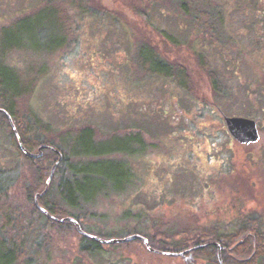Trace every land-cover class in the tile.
I'll return each instance as SVG.
<instances>
[{"label": "rangeland", "instance_id": "rangeland-1", "mask_svg": "<svg viewBox=\"0 0 264 264\" xmlns=\"http://www.w3.org/2000/svg\"><path fill=\"white\" fill-rule=\"evenodd\" d=\"M45 10L56 15L61 35L53 36L45 20L30 41L35 46L20 37L14 40L19 44L0 49V66L17 74L20 92L9 101L17 122L24 121L26 138L48 141L67 158L50 194L65 210L60 217H73L102 239L144 233L169 245L211 229L233 232L256 220L264 246V90L249 57L264 50V0H0V40L20 21L37 22ZM196 14L213 25H195ZM212 33L219 42L231 40L230 58L204 45ZM195 38L209 64L222 68L223 83L227 72L237 90L222 109L254 118L261 141L232 142L211 106H199L213 94L191 55ZM257 61L264 70V59ZM166 63L173 68L157 69ZM182 64L185 88L178 79ZM85 130L94 146L103 147L101 154L75 149ZM13 132L0 119V254L10 259L0 264H216L195 252L186 260L158 254L139 241L101 243V252L83 253L75 224L62 230L35 213L37 193L26 192L35 189L43 162L23 157ZM128 135L137 139L126 142ZM113 140V146L105 144ZM97 161L121 165L125 179L104 182L78 207L63 202L62 179L72 177L73 167Z\"/></svg>", "mask_w": 264, "mask_h": 264}, {"label": "trees", "instance_id": "trees-1", "mask_svg": "<svg viewBox=\"0 0 264 264\" xmlns=\"http://www.w3.org/2000/svg\"><path fill=\"white\" fill-rule=\"evenodd\" d=\"M45 12H42L37 18V22L36 20H34L33 24H31L30 20H23L20 21V23L17 24L15 27H11L9 31L4 35V37H2L0 40L1 51H3V49L7 45L13 44V41L16 40L17 38L19 39L20 37H24L23 39L26 38V40L32 46H35V44H32L30 42L33 37V34H35V32L37 31V28L41 27V29H43L44 26L43 22L48 19L51 21L49 26H52L51 30L54 33L52 35L53 36L58 35L59 27L56 23V19H55L56 15L53 12L52 14H50L49 11L46 10ZM20 42L14 41V44H19ZM157 69L166 70L165 68L164 69L157 68ZM18 81L19 80H17V74L15 72L0 66V108L5 109L12 117L13 121L16 124L15 126H17L16 128H18L17 129L18 133L22 139L25 148L28 149L29 151H34L35 150L34 148L36 147L38 148L40 144H52V143H48V141H44L36 144L35 141L28 140L25 136L23 129L24 121L22 119H19V121L17 122V118L13 110L14 107H12V104L10 103L9 100L10 98H14V97L16 99L19 95L20 88L18 87ZM0 119L3 123L8 122L5 113H0ZM18 124H20L21 126H19ZM88 131L89 130H85L78 136L77 142L75 144L76 146L75 149L77 150L79 149V153L83 155L91 154V153L101 154L104 150L103 147L94 146L91 137L88 135L89 133ZM13 133L15 134V132ZM12 136L14 139L17 140V138H15V135ZM91 145L94 147H92ZM16 148L18 149L20 154L26 159H28L30 162H34V161L37 162L41 161V163L43 162L42 164L43 167L39 171H37L35 189L32 191L28 189L26 192L27 196L33 197L35 193L39 194L44 191L43 196H38V202L44 205V208L50 214L55 215L58 218H62L60 217V215H62L64 213L63 211L65 210L62 209L61 205H56L50 199V194L53 189L52 186L53 179L48 189L45 191V187H46L45 184L47 179L46 176L50 170L47 165L53 161L52 158L55 155L54 152L50 149H44L43 155L41 157L32 158L24 153V151L20 148L18 141ZM116 149L120 150L119 147H117ZM63 160H64L63 164H66L67 163L66 156H64ZM59 166H62V164ZM59 166L57 167L56 172L59 170ZM70 166L72 165H69L68 167ZM71 175H72L71 178L67 176L62 179L58 193L63 202L68 203L74 207H78L79 205H82L81 198L92 199L98 191L102 190L104 186V182L111 181L112 184L115 185H117V183L120 184L119 181L125 179V169L122 170V167L119 164H114L112 162L101 163L97 161L94 164L93 163L87 164L84 167H77V166L73 167ZM103 179L105 181H103ZM93 182H96V184L93 185ZM37 213L40 214L39 216L42 217V220L43 219L48 220L46 215L41 214L38 211ZM48 221H51L54 225H56V227L62 230L68 228L71 229V227L73 228L74 225V223L69 220L64 222H60V221L54 222L52 220H48ZM261 221H264V219L262 218ZM142 235L148 237L151 246L156 245L158 249L157 248L155 249L161 250L163 252L166 251L182 252L186 250L187 253L190 251L187 250L191 248L190 245L198 246L212 242L218 243L221 246L222 264H259L260 258L262 257L264 258V246H262L263 244L262 235L260 234L259 231V223L256 220L255 222L252 221V223L249 225L248 223L245 222L240 223L234 229L233 232H220L218 229H211L208 230L207 232H203L198 235L195 234L194 236H192V238L186 237L183 240L179 238L176 241V243L172 245L164 243L163 241L160 242L155 237L151 238L147 234L142 233ZM112 237L118 238L114 236H111L110 238ZM172 237H175V234L172 235ZM133 241L134 242L139 241L145 246L144 242L141 240H132L129 242H133ZM155 241H157L158 243H155ZM190 241L192 244L187 245ZM80 245H81L80 249L83 253L86 252L96 253V252H101L102 250L101 242L92 237L82 236ZM191 250H194L195 253H198L199 257H204V258L206 257V259H209L211 261L215 259L216 264H221L218 259V247L216 245L208 244L200 249L197 248ZM1 255L2 254H0V261H4L6 257L4 255L3 256Z\"/></svg>", "mask_w": 264, "mask_h": 264}, {"label": "flooded vegetation", "instance_id": "flooded-vegetation-1", "mask_svg": "<svg viewBox=\"0 0 264 264\" xmlns=\"http://www.w3.org/2000/svg\"><path fill=\"white\" fill-rule=\"evenodd\" d=\"M198 15L199 14H196V16L194 17V19L192 20L193 22L196 23L195 25H198V26H208L209 25L210 27L213 25L212 22L210 21V18H206V19L203 20L200 17L198 18ZM202 32L203 33H207V32H211V30L204 29V30H202ZM208 40H209L208 43L206 41H204V45L205 46H212V45H214L217 48H221L224 53H227V57L230 58V54L228 53L229 52V48H232L233 47L231 40L225 39V40L219 42L217 40H222V39L221 38H218L214 33H212V37L210 39H208ZM198 41H199V44H200V39H197V38L194 39V44L195 45H193L191 47V49H190L191 52H192L191 55H193V56H195V57L198 58L199 70L203 74H205V77L209 81L210 91L213 94V96H211V97H207V98H203L202 97V101H198V104H199V106L206 105V104H208V105L211 106V110L213 111V113L218 116V118L220 119V121L222 123L224 122L223 127H226L227 128L229 134L231 135V139H232L231 141L234 142V140H237V139H235L233 137V135L230 133V131H229L228 127H227V124H226V117H245V118H249V119H253V120H255V119L252 118V117H249V116L240 115L238 113L228 114V113L225 112V110L222 109V105H223L224 102L231 103L232 102V98L234 96L236 97L237 90H236V88L233 87V83L231 81V77H229V75H228L227 72H226L225 83H223L222 76H221V73H223L222 68L215 69V67H212V65L209 64V61L207 59V58H209L208 57V53L203 48V45L202 44H201V49H199ZM258 56H259V58L261 60V64H262V60L264 59V50L257 49V50H253V51H251L249 53V57L251 58V60L253 62V66H255L256 67V71L259 72L258 75L259 74L262 75V78H260V81H259L260 82L259 83V86H260L261 89L264 90V70H262L260 68L261 65L259 66V64H258V61H257V57ZM225 61H226V59H225ZM163 67L166 70H169V68L171 70L173 68L168 63H166ZM238 68H240V67L237 65L236 66V69H235L236 70L235 71V74H237L238 76H240V71H238ZM174 69H176V68L174 67ZM177 69H178V79H179V82L182 85V87H184L185 76H183V75L185 74L186 66L184 64H182L181 66L177 67ZM247 84H249V83L247 82ZM194 117L197 118L196 116H194ZM7 121L10 123L9 119H7ZM198 121L199 122H201V121L203 122L202 119H199ZM255 122H256L257 129H258V134H259L258 139L255 142H251V143H241V142H239L237 140L241 145L243 144V145L246 146V145L254 144V143H257V142L261 141L262 135H263V133L261 131L262 129H261V126L258 124V122L256 120H255ZM10 125H11V123H10ZM204 125H205V123L204 124L201 123L200 126L202 128H204V127L207 128V126H204ZM88 132L90 133L89 136L91 137L92 142H94L92 132L90 130ZM208 133L211 134V130L208 129ZM210 136H212V135H210ZM16 138H17V136H16ZM125 139H126V142H129V141L132 142L135 139H137V135H135L134 137L132 135H128V136H126ZM105 144L108 145V146H113L115 144V141L114 142H112V141H106ZM41 145H43V144H40L39 146H41ZM44 145L47 146V148H45V149H50L55 154H57L56 151H55V149H57V148L54 147L53 144H44ZM263 145H264V143H263ZM109 151H111V150H109ZM63 159H64V155H63ZM63 161L64 160H62L61 164H63ZM33 200H34V203L36 205V211H35L36 214H37V211H38L41 214L46 215V217L48 218V220H52L54 222H58V217H56L55 215L50 214L49 212H43L41 209H39L37 207L35 198ZM81 236H83V237H90L86 233L85 234H81ZM188 250H190V251L187 252V253H184L180 257H182L183 259L186 260V259H188V255L191 256V255L194 254V250H191L190 248ZM158 253L171 255V254H168V253H172V252H170V251H166V252L160 251ZM9 260L10 259H5L4 261H9Z\"/></svg>", "mask_w": 264, "mask_h": 264}, {"label": "water", "instance_id": "water-1", "mask_svg": "<svg viewBox=\"0 0 264 264\" xmlns=\"http://www.w3.org/2000/svg\"><path fill=\"white\" fill-rule=\"evenodd\" d=\"M0 112L2 113H5L7 115V117L9 118V120L11 121L12 123V126L16 132V135L18 137V142H19V145L21 147V149L26 153L28 154L30 157L32 158H39L43 155V149H45L47 146L45 145H41L37 148L36 151L34 152H30L28 151L23 143H22V140L21 138L19 137L18 135V132L13 124V121H12V118L11 116L9 115V113L0 108ZM226 124H227V127L230 131V133L233 135V137L235 139H237L239 142L241 143H251V142H255L258 137H259V134H258V129H257V125H256V122L255 120L253 119H249V118H245V117H226ZM56 153H58V159L56 160V162L52 165L51 169H50V173L48 175V178L46 180V184H45V191L48 189L53 177H54V174H55V171L58 167V165L60 164V162L62 161L63 159V155L62 153L55 149ZM44 194V191L39 193V194H36L35 195V200H36V203H37V206L44 212H47V210L45 208H43L42 206L39 205L38 203V196H43ZM61 222H64L65 220H71L75 223L77 229L79 232L81 233H84V230L81 228L80 224L78 223V221L76 219H74L73 217H70V216H67V217H63L61 219H59ZM94 238H98L102 243H105V244H113V243H125V242H129V241H132V240H141L144 242L146 248L149 250V251H156V249H154L153 247L150 246V243H149V240L147 237H145L144 235H141V234H131V235H128V236H125V237H121V238H112V239H102V238H99V237H96V236H93ZM208 244H213V245H216L218 247V258H219V261L220 263L222 264V259H221V246L220 244L218 243H208ZM208 244H203V245H198L196 247H194V249H197V248H202ZM174 255H179V254H184V252L182 253H172Z\"/></svg>", "mask_w": 264, "mask_h": 264}]
</instances>
